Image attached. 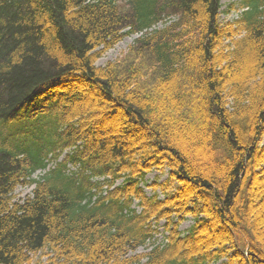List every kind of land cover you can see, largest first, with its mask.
Segmentation results:
<instances>
[{
	"label": "trees",
	"instance_id": "trees-1",
	"mask_svg": "<svg viewBox=\"0 0 264 264\" xmlns=\"http://www.w3.org/2000/svg\"><path fill=\"white\" fill-rule=\"evenodd\" d=\"M222 1L0 0V264H264V0Z\"/></svg>",
	"mask_w": 264,
	"mask_h": 264
},
{
	"label": "rangeland",
	"instance_id": "rangeland-1",
	"mask_svg": "<svg viewBox=\"0 0 264 264\" xmlns=\"http://www.w3.org/2000/svg\"><path fill=\"white\" fill-rule=\"evenodd\" d=\"M239 0H223L222 1V14H221V19L222 21L227 22L231 21L235 18L238 17L239 12L237 9L233 7L234 4H237ZM167 21H164L162 23L158 24V27H162ZM140 34H130L126 35L121 41H119L113 48L107 50L103 56L97 61L98 65H106L108 62L115 61L118 57L122 56L129 46L135 41V39L139 36ZM169 172L170 170L168 168H165L164 171L158 170V169H153L149 173L146 174L144 178V182L142 183L143 187L145 190L148 192V194L153 193V188L151 187V184L153 182L157 181L158 183L164 182L168 180L169 178ZM45 173V170H39L37 171L33 177L34 178H39L42 174ZM33 185H22L19 186L15 191V199L20 200L24 199L28 196H30L33 192ZM193 223L192 217L188 216V218L182 222L180 225V229L182 231H186ZM160 231L163 230V224L164 221L160 222ZM158 242L163 241V236L162 234L157 235ZM150 243H148L146 246L140 247L137 251L144 253L149 250ZM38 257V256H37ZM37 257L35 259H37ZM44 260L46 257L43 258Z\"/></svg>",
	"mask_w": 264,
	"mask_h": 264
}]
</instances>
